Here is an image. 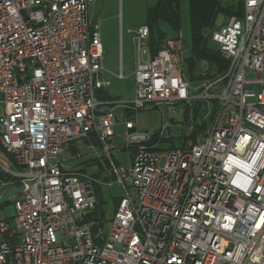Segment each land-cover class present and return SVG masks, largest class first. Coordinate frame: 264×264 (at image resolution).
<instances>
[{
	"label": "built area",
	"instance_id": "built-area-1",
	"mask_svg": "<svg viewBox=\"0 0 264 264\" xmlns=\"http://www.w3.org/2000/svg\"><path fill=\"white\" fill-rule=\"evenodd\" d=\"M101 25L89 0H0V196L23 187L0 220V264H264V0H244V14L212 32L228 68L196 87L181 31L142 60L150 28L135 30L129 107L183 102L191 135L194 104L206 102L208 125L157 151L126 120V146H138L123 169L111 153L116 113L97 95L111 84ZM92 135L123 189L109 232L87 217L97 179L62 159Z\"/></svg>",
	"mask_w": 264,
	"mask_h": 264
},
{
	"label": "rangeland",
	"instance_id": "rangeland-1",
	"mask_svg": "<svg viewBox=\"0 0 264 264\" xmlns=\"http://www.w3.org/2000/svg\"><path fill=\"white\" fill-rule=\"evenodd\" d=\"M154 1L90 0L91 20L94 24L99 21L102 22L100 32L105 47L104 63L114 74H107L111 84L104 89L116 97L121 96V99H117L113 105L117 117L114 125L115 136L113 141L116 147L111 152L112 158L121 169L127 168L132 161L131 151L129 148H125L128 142L126 120L133 119L135 121L136 128L133 133L144 134L146 137L152 136L154 133L158 134L159 139L155 145L157 151L170 149L173 145L182 147L186 143V137H189L191 133L192 118H188L186 115V104L183 102L174 104L163 102L156 106L149 105L145 109H134L131 114L124 111V106L128 105L135 97L134 71L137 63V49L134 41V31L139 25L145 23L147 5ZM219 1L224 5H238L241 0ZM180 11L181 32L185 39V57L187 58L191 53L192 42L190 0H181ZM226 21L225 16L219 14L216 25H223ZM161 28L169 37H173L178 33L166 23H162ZM120 30L124 36L122 45L120 43ZM130 30H133V32ZM176 59L177 56L174 57V60ZM120 70L124 74L123 78L118 77ZM185 73L188 74V65H186ZM190 141L191 139H188L187 142ZM85 142V140L78 141L81 147L80 156L75 157L70 150L66 149L62 154V158L66 162L71 158L69 164H74L75 167L85 166L88 173L100 172L97 185L99 186L100 196L104 201L105 230L109 232L115 210V199L122 195L123 189L110 168L109 157L103 153L102 149L96 148L95 150ZM98 155L101 163L95 162L90 166L85 165L87 159ZM162 162H165V158ZM15 199L16 196H11L8 203L0 209V220L14 214L13 202Z\"/></svg>",
	"mask_w": 264,
	"mask_h": 264
},
{
	"label": "trees",
	"instance_id": "trees-1",
	"mask_svg": "<svg viewBox=\"0 0 264 264\" xmlns=\"http://www.w3.org/2000/svg\"><path fill=\"white\" fill-rule=\"evenodd\" d=\"M181 0H155L147 5L145 24L150 28L149 46L152 55H156L160 50L164 41L169 38L168 34L162 30V23L170 25L176 32L181 31ZM219 14H223L226 19L231 16H242L244 14V0H241L238 5H224L219 0H190V17H191V53L186 58V65H188L187 77L190 81L200 83L208 79H213L223 74L228 68V60L222 55L220 48L216 43L212 41V32L218 27L216 25ZM203 62V63H201ZM201 63V65H200ZM104 89L97 92L99 99H111L116 100V97L105 93ZM206 102H196L193 108V115L198 120L197 130L191 134L188 139L196 140V133L202 131L208 125V122L204 120V116L207 112ZM133 109H127L126 113H132ZM186 115L190 118V109L186 105ZM200 120V121H199ZM158 134L154 133L150 140L144 141L150 149L157 150L156 143L158 141ZM86 142L91 141L94 145L101 148L100 142L96 135H92L90 139H85ZM137 144L125 145V148H129L132 152V156L136 151ZM176 148V146H172ZM67 150L72 152L75 157L80 156V147L78 142H72L68 145ZM88 161V160H87ZM85 161V164L86 162ZM89 164L100 162V159L92 158L89 160ZM69 170V169H68ZM86 171V168L80 169ZM98 177L97 174H94ZM95 194L97 196L98 203L96 207L87 214L88 220H96L98 223L94 226V232L96 233L100 227H104V201L99 193V186L95 184ZM121 197L115 199V209L120 203ZM8 203L5 202L0 205V209ZM97 241H100L98 238Z\"/></svg>",
	"mask_w": 264,
	"mask_h": 264
},
{
	"label": "crops",
	"instance_id": "crops-1",
	"mask_svg": "<svg viewBox=\"0 0 264 264\" xmlns=\"http://www.w3.org/2000/svg\"><path fill=\"white\" fill-rule=\"evenodd\" d=\"M146 11H147V8H146ZM89 16H90V0H89ZM90 18H91V16H90ZM145 20H146V17H145ZM145 23H143V24H141V25H144ZM141 25H139V26H141ZM122 30V29H121ZM120 30V43H121V45H122V42H123V39H124V36L122 35V31ZM131 32H133V30H130ZM134 33H135V31H134ZM123 36V37H122ZM102 38V37H101ZM134 41H135V35H134ZM102 43H103V41H102ZM103 47H104V44H103ZM137 49V48H136ZM104 51H105V47H104ZM152 53H151V49H150V46L148 45L146 48H145V51L142 53V57L140 56V59H142V60H147L149 57H150V55H151ZM186 59V58H185ZM138 61H139V53H138V51H137V63H136V68H137V64H138ZM109 67L108 66H106L105 65V63H104V70H103V76L105 77V78H107L108 80H110L109 79V77L107 76V74H113L109 69H108ZM185 70H186V67H185ZM120 72V71H119ZM135 72H136V69H135V71H134V76H135ZM186 74V73H185ZM114 75V74H113ZM116 76V75H115ZM119 77V76H118ZM124 77V76H123ZM122 77V78H123ZM119 78H121V77H119ZM206 81V80H205ZM202 82H204V81H201L200 83L198 82V83H195V82H192L191 81V84H192V86L194 87H196V86H198L199 84H201ZM134 84H135V95L134 96H136V91H137V81H136V76H135V78H134ZM105 90V89H104ZM106 91V90H105ZM105 93H107V94H110L111 96H114L113 94H111V93H109V92H105ZM114 97H116V96H114ZM135 98V97H134ZM117 99H121V96H117L116 97V100ZM116 100H111V99H100V101H102V104H101V109L103 110V111H106V110H110V109H112V110H114V108H113V105L115 104V102H116ZM132 101V100H131ZM130 103L127 105H125L124 106V111H125V113H126V111H127V109H131L130 107ZM127 130V129H126ZM128 131V130H127ZM85 144H87V145H89L90 147H92L93 149H95L96 150V148H98V149H101V148H99L97 145H94L91 141H89V142H85ZM79 145V144H78ZM85 146V145H84ZM79 147H80V145H79ZM116 147V146H115ZM68 148V145L65 147V150ZM81 148V147H80ZM65 150H64V152H65ZM131 151V150H130ZM63 152V153H64ZM131 157H132V152H131ZM92 158H95V159H100V157H99V155L98 156H96V157H92ZM92 158H90V159H92ZM63 159V158H62ZM71 159V158H70ZM70 159H68L67 160V162H66V160H64L63 159V162H64V165H65V167L67 168V169H69V170H71V171H77V172H84V173H87V174H89V175H92V176H94V174H97V175H99V173L100 172H95V173H88V171H87V169H86V171H82V170H80V169H82V168H84L85 166H83V165H80L79 167H75L74 166V164L73 165H70L69 163H71V160ZM90 159H87L86 161V164L85 165H87V166H90V162H89V160ZM132 162V161H131ZM100 163V162H99ZM93 164H95V163H93ZM131 164V163H130ZM128 166H130V165H128ZM75 167V168H74ZM86 168V167H85ZM95 177V176H94ZM96 179H97V181H98V177H95ZM119 197H121V195L119 196ZM115 211V210H114ZM13 216V214L10 216V217H8L7 219H9V218H11Z\"/></svg>",
	"mask_w": 264,
	"mask_h": 264
},
{
	"label": "water",
	"instance_id": "water-1",
	"mask_svg": "<svg viewBox=\"0 0 264 264\" xmlns=\"http://www.w3.org/2000/svg\"><path fill=\"white\" fill-rule=\"evenodd\" d=\"M22 190L23 187H17L6 191L2 196H0V205L7 202L11 196L19 194Z\"/></svg>",
	"mask_w": 264,
	"mask_h": 264
}]
</instances>
